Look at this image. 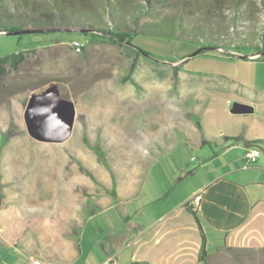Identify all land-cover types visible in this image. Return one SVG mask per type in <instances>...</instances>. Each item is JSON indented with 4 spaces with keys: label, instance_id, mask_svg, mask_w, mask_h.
Here are the masks:
<instances>
[{
    "label": "rangeland",
    "instance_id": "rangeland-1",
    "mask_svg": "<svg viewBox=\"0 0 264 264\" xmlns=\"http://www.w3.org/2000/svg\"><path fill=\"white\" fill-rule=\"evenodd\" d=\"M166 27L163 36L135 38L149 55L137 59L135 83L125 81L136 60L131 48L80 32L0 33V60L24 54L0 78V228L45 248L76 237L88 202L116 198L118 188L136 191L167 149L156 146L163 145L158 127L170 128L172 145L178 128L210 121L204 108L217 96L210 77L234 74L232 59L264 50V26L246 27L240 48L205 29L183 27L180 37ZM74 42L85 45L82 52ZM204 47L212 49L198 53ZM45 96L76 111L73 134L62 144L36 141L27 131L29 101ZM207 264H264V253L225 252Z\"/></svg>",
    "mask_w": 264,
    "mask_h": 264
},
{
    "label": "crops",
    "instance_id": "crops-1",
    "mask_svg": "<svg viewBox=\"0 0 264 264\" xmlns=\"http://www.w3.org/2000/svg\"><path fill=\"white\" fill-rule=\"evenodd\" d=\"M237 57L234 74L208 80L217 95L204 108L210 121L178 128L172 145L170 128H157L163 145L156 146L167 149L134 193L118 188L116 198L88 202L76 237L62 245H32L1 227L0 264H207L228 249L264 253V58ZM236 103L253 111L233 114ZM252 147L261 152L255 164L246 159Z\"/></svg>",
    "mask_w": 264,
    "mask_h": 264
},
{
    "label": "trees",
    "instance_id": "trees-1",
    "mask_svg": "<svg viewBox=\"0 0 264 264\" xmlns=\"http://www.w3.org/2000/svg\"><path fill=\"white\" fill-rule=\"evenodd\" d=\"M263 13L264 0H0V33L80 32L131 48L136 60L125 81L134 82L137 59L149 57L134 45L139 35L163 36L169 23L174 35L182 37L179 32L183 27L188 31L205 29L213 32L220 43L240 48L238 40L245 36L246 27L253 26L257 31L264 26ZM215 48L222 49L221 46ZM209 49L212 48H201L198 53ZM257 54L264 58V50ZM23 60V53L0 60V78L7 64L16 68ZM180 69L181 66H176L174 72L177 74ZM197 125L201 128L200 122ZM226 251L249 253L247 250ZM208 258L203 246L200 261L206 262Z\"/></svg>",
    "mask_w": 264,
    "mask_h": 264
},
{
    "label": "water",
    "instance_id": "water-1",
    "mask_svg": "<svg viewBox=\"0 0 264 264\" xmlns=\"http://www.w3.org/2000/svg\"><path fill=\"white\" fill-rule=\"evenodd\" d=\"M24 33L32 32L22 31L4 34L21 35ZM38 99H46L47 102L39 104ZM250 111H253L252 107L236 103L231 112L233 114H245ZM75 119L76 111L71 104L50 96L32 98L25 111V123L30 137L43 143L62 144L66 142L73 134Z\"/></svg>",
    "mask_w": 264,
    "mask_h": 264
},
{
    "label": "built area",
    "instance_id": "built-area-1",
    "mask_svg": "<svg viewBox=\"0 0 264 264\" xmlns=\"http://www.w3.org/2000/svg\"><path fill=\"white\" fill-rule=\"evenodd\" d=\"M73 48L75 49L76 52H82L83 49L85 48V45L80 42H74L73 43ZM261 156V152L257 147H252L248 150L246 153V159L249 162V164H255L258 162L259 158ZM202 200L201 194L196 195L190 202L189 206H191L193 209L197 208ZM33 264H49L47 262H44L41 259H35L33 261Z\"/></svg>",
    "mask_w": 264,
    "mask_h": 264
},
{
    "label": "bare ground",
    "instance_id": "bare-ground-1",
    "mask_svg": "<svg viewBox=\"0 0 264 264\" xmlns=\"http://www.w3.org/2000/svg\"><path fill=\"white\" fill-rule=\"evenodd\" d=\"M37 102H38L39 104H43V103L47 102V100H37ZM62 105H64V104H62ZM64 106H65V105H64Z\"/></svg>",
    "mask_w": 264,
    "mask_h": 264
}]
</instances>
